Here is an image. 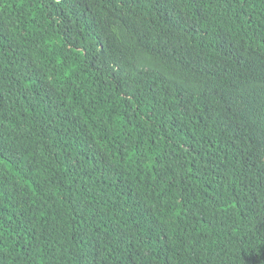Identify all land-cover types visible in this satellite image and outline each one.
<instances>
[{
  "label": "trees",
  "instance_id": "obj_1",
  "mask_svg": "<svg viewBox=\"0 0 264 264\" xmlns=\"http://www.w3.org/2000/svg\"><path fill=\"white\" fill-rule=\"evenodd\" d=\"M0 264H264V0H0Z\"/></svg>",
  "mask_w": 264,
  "mask_h": 264
}]
</instances>
